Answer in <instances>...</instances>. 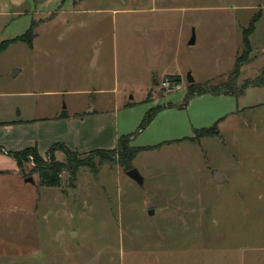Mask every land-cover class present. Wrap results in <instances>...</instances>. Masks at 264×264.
Wrapping results in <instances>:
<instances>
[{
  "label": "rangeland",
  "instance_id": "1",
  "mask_svg": "<svg viewBox=\"0 0 264 264\" xmlns=\"http://www.w3.org/2000/svg\"><path fill=\"white\" fill-rule=\"evenodd\" d=\"M237 59L232 94L191 90ZM18 120L14 139L78 160L55 153L56 186L48 151L0 172V264H264V0H0V121ZM127 136L126 164L94 154Z\"/></svg>",
  "mask_w": 264,
  "mask_h": 264
},
{
  "label": "trees",
  "instance_id": "2",
  "mask_svg": "<svg viewBox=\"0 0 264 264\" xmlns=\"http://www.w3.org/2000/svg\"><path fill=\"white\" fill-rule=\"evenodd\" d=\"M259 20V17H255L254 21L251 23V26L249 27V29H245L244 30V48L245 50L250 54L252 52L251 49V43L249 40V37L253 34V32L255 31V23ZM33 38H34V33H33V29L30 28L27 33L25 35H23L21 38H18L20 41H26L29 44H32L33 42ZM18 39H15L16 41ZM6 47V46H5ZM242 63L240 62V60L237 59L236 65H235V69L234 72L231 76V78L229 79L228 83L226 85H224L223 88H213V87H209L207 84L205 86L202 87H198V86H190L191 90L195 91L196 93H211L214 95H223V94H232V90L233 87H236V81L238 80L239 76H240V68H241ZM248 82L243 84V87H241L240 92H244L245 89L249 88ZM155 110H152L150 112L149 115L146 116L145 119V123L148 125L152 118L154 117V112ZM61 118H68V114L63 112L61 115ZM200 136H207V137H218L220 136L219 130H218V126L216 125L215 127H213L212 129L209 130H205L204 133H202ZM129 138L130 137H122L118 140V145L115 149H112L108 152L105 151H96L94 152V154L97 155H104V154H109L112 153L114 155L118 156L120 155V158L122 160V164H126L125 162H127L129 155H131L130 157H134L136 154H138L141 149H136L134 148V150H128L125 146V144L129 143ZM130 151V152H128ZM1 152V149H0ZM57 152H63L68 159V163L70 164L71 167L74 166V164L76 163L77 156L76 153H74L71 149H69L65 144L63 143H57L55 145H53L47 152V155L50 157L51 160V166L49 168V170L47 172H42L40 173V178L42 179V182L47 185V186H56L57 184V180H58V174L60 172V170L63 167H66L65 165L56 162L55 159V153ZM8 155L13 158L14 160H16L19 168L23 167V163L24 162H28L29 157L32 156L34 158L35 161V165L36 166H40V164H43V158L40 155V153L38 152L37 148H29L26 149L25 151L22 152H10L8 153Z\"/></svg>",
  "mask_w": 264,
  "mask_h": 264
},
{
  "label": "crops",
  "instance_id": "3",
  "mask_svg": "<svg viewBox=\"0 0 264 264\" xmlns=\"http://www.w3.org/2000/svg\"><path fill=\"white\" fill-rule=\"evenodd\" d=\"M33 45V42H32ZM99 56H97L96 60L93 62V65H98L99 63ZM36 120H34L33 122H35ZM19 122H23V123H27V121H22V120H18L15 122L14 125H8V121H0V172H6V171H18V164L16 162V160H14L13 158H11L9 155L5 154L4 151L7 152H19V151H23L25 149L28 148H37L38 152L41 155H45V153L55 144L54 142L50 143L48 145V148H46L47 150H45L44 153H42L39 150L40 147V140L36 137H39L38 135L35 137H31L29 138L27 135L23 136L25 131H21L19 135H22L21 138H16L14 139V137H12L14 134H16L19 130H21L23 128V125H17L16 123ZM5 141V142H4ZM65 144L69 149L72 148V146L68 145L66 142L63 143ZM78 147H81L78 146ZM72 150V149H71ZM3 151V152H2ZM74 151V150H72ZM75 151H83V150H75ZM85 152V151H84ZM56 157L58 160L63 161L64 155L61 152H58L56 154Z\"/></svg>",
  "mask_w": 264,
  "mask_h": 264
},
{
  "label": "water",
  "instance_id": "4",
  "mask_svg": "<svg viewBox=\"0 0 264 264\" xmlns=\"http://www.w3.org/2000/svg\"><path fill=\"white\" fill-rule=\"evenodd\" d=\"M195 43V36H193L190 44H194ZM158 64L157 58H155L154 56H150V60H149V67L150 68H154L156 67ZM190 84H194L195 80L193 79V77H191L189 75V79H188ZM127 175L132 178L133 180H135L136 182H138L140 185L144 184V179L143 177L140 175L139 171L135 168L131 169L130 171L127 172ZM214 181L216 183H222L224 182V178L223 175L220 174L219 172L215 173L214 175ZM27 183H34V179L32 177H29L26 179ZM150 214H154V211H150Z\"/></svg>",
  "mask_w": 264,
  "mask_h": 264
},
{
  "label": "built area",
  "instance_id": "5",
  "mask_svg": "<svg viewBox=\"0 0 264 264\" xmlns=\"http://www.w3.org/2000/svg\"><path fill=\"white\" fill-rule=\"evenodd\" d=\"M170 85H171V84H169L168 82H164V83L162 84V86L165 87V88H167V89H170ZM172 86H173V89H176V85H172Z\"/></svg>",
  "mask_w": 264,
  "mask_h": 264
}]
</instances>
